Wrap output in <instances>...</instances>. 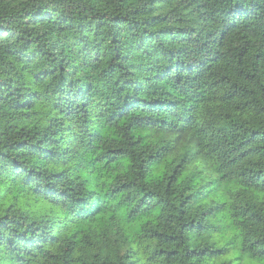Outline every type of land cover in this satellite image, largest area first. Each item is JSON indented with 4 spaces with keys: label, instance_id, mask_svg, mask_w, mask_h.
Returning a JSON list of instances; mask_svg holds the SVG:
<instances>
[{
    "label": "clouds",
    "instance_id": "clouds-1",
    "mask_svg": "<svg viewBox=\"0 0 264 264\" xmlns=\"http://www.w3.org/2000/svg\"><path fill=\"white\" fill-rule=\"evenodd\" d=\"M0 264H264V0H0Z\"/></svg>",
    "mask_w": 264,
    "mask_h": 264
}]
</instances>
